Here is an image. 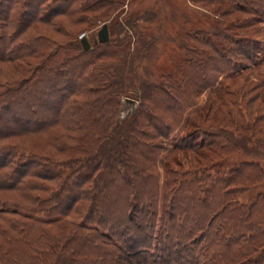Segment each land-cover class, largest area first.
<instances>
[{
  "label": "trees",
  "instance_id": "trees-1",
  "mask_svg": "<svg viewBox=\"0 0 264 264\" xmlns=\"http://www.w3.org/2000/svg\"><path fill=\"white\" fill-rule=\"evenodd\" d=\"M198 2L213 29L119 121L129 40L72 39L119 0H0V264H264V0Z\"/></svg>",
  "mask_w": 264,
  "mask_h": 264
},
{
  "label": "rangeland",
  "instance_id": "rangeland-1",
  "mask_svg": "<svg viewBox=\"0 0 264 264\" xmlns=\"http://www.w3.org/2000/svg\"><path fill=\"white\" fill-rule=\"evenodd\" d=\"M119 2V7L112 14L105 15L103 11L85 14V23L72 30V39L81 40V36L87 38L90 47L93 48L97 32L104 23L108 26L109 40L128 39L132 56L130 67L135 74H129L133 85H129V79L125 82L127 87L124 96L136 100L141 95L138 90L141 81L155 84L167 76H179L186 57L182 45L187 35L197 28H204L206 31L213 29L216 19L202 8L203 5L198 0H119ZM260 39L264 46V31ZM80 47L81 45L77 46ZM219 82L226 85L231 80L224 75ZM208 98L209 90L199 97V104L188 111L172 140L189 131L190 113L203 108ZM234 156L231 164L240 161V157ZM258 161L264 170V159L260 158ZM160 182L162 184V179ZM260 192H264V181L244 194L242 199L250 203Z\"/></svg>",
  "mask_w": 264,
  "mask_h": 264
},
{
  "label": "water",
  "instance_id": "water-1",
  "mask_svg": "<svg viewBox=\"0 0 264 264\" xmlns=\"http://www.w3.org/2000/svg\"><path fill=\"white\" fill-rule=\"evenodd\" d=\"M108 41H109L108 26L106 23H104L100 28V30L97 32V39L95 40V43L96 42L107 43ZM81 44L83 46L84 51H88L90 49V43L87 38H82ZM137 108H138L137 100L124 97L121 100V105L119 108V113H118L119 121L125 119L129 114L132 115L135 114Z\"/></svg>",
  "mask_w": 264,
  "mask_h": 264
},
{
  "label": "built area",
  "instance_id": "built-area-1",
  "mask_svg": "<svg viewBox=\"0 0 264 264\" xmlns=\"http://www.w3.org/2000/svg\"><path fill=\"white\" fill-rule=\"evenodd\" d=\"M83 37L81 36L80 39H82Z\"/></svg>",
  "mask_w": 264,
  "mask_h": 264
}]
</instances>
